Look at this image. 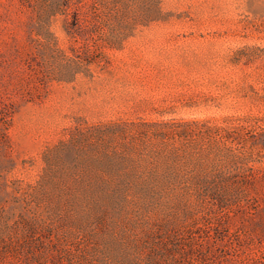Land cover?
I'll use <instances>...</instances> for the list:
<instances>
[{
  "label": "rangeland",
  "instance_id": "374dc122",
  "mask_svg": "<svg viewBox=\"0 0 264 264\" xmlns=\"http://www.w3.org/2000/svg\"><path fill=\"white\" fill-rule=\"evenodd\" d=\"M154 5L62 79L72 17L41 36L0 0V264H264V179L224 201L188 189L231 163L214 127L264 176V0Z\"/></svg>",
  "mask_w": 264,
  "mask_h": 264
},
{
  "label": "trees",
  "instance_id": "16d2710c",
  "mask_svg": "<svg viewBox=\"0 0 264 264\" xmlns=\"http://www.w3.org/2000/svg\"><path fill=\"white\" fill-rule=\"evenodd\" d=\"M10 6L17 7L27 13L28 23L35 27L39 35L52 33L50 26L53 18L59 14L72 17V34L79 45H73L71 52H64L60 78L74 79L78 73L88 74L89 66L99 61L96 55L101 42L121 39V33H111V26H135L157 12L153 0H145L147 7H136L137 0H9ZM146 16V18H144ZM107 29V30H106ZM111 31L108 34L105 31ZM98 58V57H97ZM240 129V127H236ZM210 137H214L215 146L211 154L217 159H229V167H220L214 174H203L196 178V184L188 189L197 190L203 197H212L221 201L231 197H242L244 189L254 185V181L264 179L262 173H257L249 166V160L236 154L239 130L231 127H214L209 129ZM176 138L197 136L192 127L175 128ZM208 134L203 131V136ZM262 137L264 130L256 133ZM188 138V139H189ZM194 177V176H193ZM177 187V186H176Z\"/></svg>",
  "mask_w": 264,
  "mask_h": 264
}]
</instances>
